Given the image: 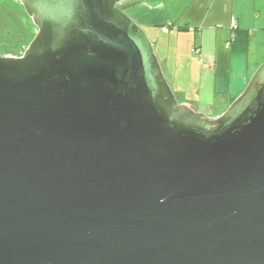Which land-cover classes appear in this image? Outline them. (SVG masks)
Listing matches in <instances>:
<instances>
[{
	"label": "water",
	"instance_id": "obj_1",
	"mask_svg": "<svg viewBox=\"0 0 264 264\" xmlns=\"http://www.w3.org/2000/svg\"><path fill=\"white\" fill-rule=\"evenodd\" d=\"M0 56V264H264V64L180 103L134 0H17Z\"/></svg>",
	"mask_w": 264,
	"mask_h": 264
},
{
	"label": "crops",
	"instance_id": "obj_2",
	"mask_svg": "<svg viewBox=\"0 0 264 264\" xmlns=\"http://www.w3.org/2000/svg\"><path fill=\"white\" fill-rule=\"evenodd\" d=\"M126 7L183 103L222 114L264 63V0H134Z\"/></svg>",
	"mask_w": 264,
	"mask_h": 264
},
{
	"label": "rangeland",
	"instance_id": "obj_3",
	"mask_svg": "<svg viewBox=\"0 0 264 264\" xmlns=\"http://www.w3.org/2000/svg\"><path fill=\"white\" fill-rule=\"evenodd\" d=\"M120 8L133 19L128 7L122 6ZM36 34L37 28L20 2L17 0H0V56H21V52L24 53L25 49L30 46ZM169 84L173 92L176 93L177 91L173 88L172 82L169 81ZM178 95L176 96L179 102L183 103V99ZM200 111L211 117L218 116L214 112L206 111L204 108H201Z\"/></svg>",
	"mask_w": 264,
	"mask_h": 264
},
{
	"label": "built area",
	"instance_id": "obj_4",
	"mask_svg": "<svg viewBox=\"0 0 264 264\" xmlns=\"http://www.w3.org/2000/svg\"><path fill=\"white\" fill-rule=\"evenodd\" d=\"M234 28H235V29L237 28L236 24H234Z\"/></svg>",
	"mask_w": 264,
	"mask_h": 264
},
{
	"label": "flooded vegetation",
	"instance_id": "obj_5",
	"mask_svg": "<svg viewBox=\"0 0 264 264\" xmlns=\"http://www.w3.org/2000/svg\"><path fill=\"white\" fill-rule=\"evenodd\" d=\"M23 53L21 52V55H22Z\"/></svg>",
	"mask_w": 264,
	"mask_h": 264
}]
</instances>
